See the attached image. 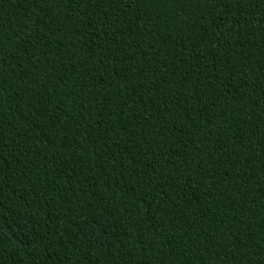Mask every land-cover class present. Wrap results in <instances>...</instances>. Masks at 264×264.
I'll list each match as a JSON object with an SVG mask.
<instances>
[{
    "label": "trees",
    "instance_id": "trees-1",
    "mask_svg": "<svg viewBox=\"0 0 264 264\" xmlns=\"http://www.w3.org/2000/svg\"><path fill=\"white\" fill-rule=\"evenodd\" d=\"M0 73V264H264V0H0Z\"/></svg>",
    "mask_w": 264,
    "mask_h": 264
},
{
    "label": "snow or ice",
    "instance_id": "snow-or-ice-1",
    "mask_svg": "<svg viewBox=\"0 0 264 264\" xmlns=\"http://www.w3.org/2000/svg\"><path fill=\"white\" fill-rule=\"evenodd\" d=\"M41 2H47V0H41ZM213 3H220L221 6H224L225 3L231 4L233 3V0H213ZM0 76H2V73H0ZM4 90V87H0V92ZM186 260H188V257H185Z\"/></svg>",
    "mask_w": 264,
    "mask_h": 264
}]
</instances>
